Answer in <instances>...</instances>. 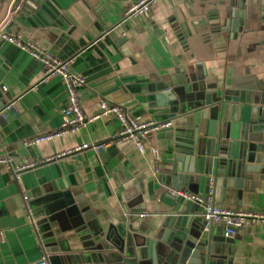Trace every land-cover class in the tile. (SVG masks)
Wrapping results in <instances>:
<instances>
[{
    "label": "crops",
    "instance_id": "0c3cea01",
    "mask_svg": "<svg viewBox=\"0 0 264 264\" xmlns=\"http://www.w3.org/2000/svg\"><path fill=\"white\" fill-rule=\"evenodd\" d=\"M11 1L0 2V26L69 60L70 71L84 79L78 92L85 115L106 99L136 120L173 123L151 135L157 157L141 153L132 141L116 144L115 116L28 144L60 128L65 84L60 76L44 78L40 61L0 37V158L13 168L37 162L16 172L0 163V264H109L126 256L135 261L130 236L121 237L117 227L131 222L151 239L159 230L161 236L181 231L185 219L163 225L171 203L185 204L169 188L203 196L213 185L217 206L264 212V180L243 159L250 137L261 131H253L245 107L219 101L223 93L247 87L249 99L257 96V104H249L264 113L263 17L251 16L233 32L225 22L230 0H158L148 13L129 19L125 9L136 0H25L9 17ZM186 79H203L211 102L202 95L189 112L176 110L170 117L166 90ZM258 123L264 126V119ZM190 126L199 139L192 156L179 147ZM84 143L103 148L65 152ZM252 180L255 194L235 202L233 192L250 191ZM65 193L88 210L74 213ZM187 228L188 238L204 248L210 236L226 264H264L262 223L246 224L225 239L223 225L208 223L200 213ZM155 252L173 257L161 239Z\"/></svg>",
    "mask_w": 264,
    "mask_h": 264
},
{
    "label": "water",
    "instance_id": "95a60500",
    "mask_svg": "<svg viewBox=\"0 0 264 264\" xmlns=\"http://www.w3.org/2000/svg\"><path fill=\"white\" fill-rule=\"evenodd\" d=\"M250 1L255 4L250 3ZM227 10H229V17L225 19V22L227 23L228 28L234 32L237 30L240 23L244 22L245 24L248 18L251 16H257L259 19L261 17L264 18V0H230ZM63 51L66 54L68 53L65 48ZM60 58L63 59L64 57ZM163 88L168 87L164 84ZM207 88L208 87L203 82V79H186V82L182 87H174L173 89L170 88L169 90H166V94L169 96L168 107L169 111L171 112L170 117L175 116L174 113L176 110H181L183 113L189 112L193 106L200 104L199 102H202V95L204 96L206 104H210L211 100L210 95H208ZM248 91L249 89L244 87L238 90V94L223 93L219 101H225V103L233 102L236 104V106L245 107L247 121L249 123L252 122L253 131H261L260 135L250 137L253 140L251 144L248 145L247 151L243 155V159L250 162L247 166V170L251 173H259L257 180L262 181L264 180V126L260 125L261 123L258 122L264 119V113H259L256 108L251 106V104H257V96L253 94L254 96L252 95V98L249 99L247 94ZM217 93L220 96L222 91L218 90ZM215 106L216 105H214V107ZM190 129H192L191 126ZM198 140V133L192 129L191 132L188 133L187 139L179 145V147L183 149L181 153L192 156L194 154V147ZM256 184L257 183H253L252 180L250 188L251 190L244 194H241L239 190H235L233 192V198L235 202H237L241 196L250 197L255 194L254 189L258 188ZM65 194L67 195L66 204L70 206L74 213H77V210L79 212L88 210V207L85 204L79 203L80 200L76 199L75 204L73 203L75 199H73L69 193ZM176 198L184 200L185 204L180 205L171 203L169 205V210L164 212L165 219L163 225L166 224L168 219L182 218L186 220V223L185 226L181 228V231L177 233L176 230H173L170 233H165L163 236H161L159 230L156 233V237L151 239L149 237L146 238L142 231H137L131 222L118 225V233L121 235V237L125 236L126 234L130 236V247L132 248V256L135 257V261H131L129 256H126L125 259L118 258L115 262L109 264H226L227 259L224 255V252H222L221 249L216 251L214 245L210 243V236H207L208 244L205 248L203 242L196 243L187 236V225L189 224V220L193 219L194 214L198 215L201 213L202 206L184 197ZM194 220L198 222L201 221V219H199L197 216H194ZM73 221H75V219ZM76 222L79 225L84 224V222L80 221L79 218L76 219ZM126 229L128 230L127 232H125ZM158 239H161V241L166 245H170V247L173 249V257L167 259L168 255H165V257L157 255L155 252V243ZM145 259H150V263L141 262ZM160 259L162 261L161 263H158L157 260Z\"/></svg>",
    "mask_w": 264,
    "mask_h": 264
},
{
    "label": "built area",
    "instance_id": "2783aa9c",
    "mask_svg": "<svg viewBox=\"0 0 264 264\" xmlns=\"http://www.w3.org/2000/svg\"><path fill=\"white\" fill-rule=\"evenodd\" d=\"M158 0H136L131 3L124 12V19L137 17L148 13L152 4ZM25 0H12L8 16L12 17L18 13L24 5ZM0 37L10 43L17 45L21 50L29 53L34 59L40 61L43 65L44 78L51 76H60L65 84L66 105L61 109L62 120L60 128L57 131L48 132L38 135L27 141L28 144H36L42 141L51 140L55 136H60L72 132L84 126L88 121L95 120L100 117L115 116L120 121V128L114 136L113 141L120 144L125 141H132L136 148L144 153L149 150L154 157H157V148L151 141V135L162 128L172 125V121L157 120H136L132 118L121 106L110 100L101 99L98 103L97 111L87 116L84 114L79 101V88L84 84L81 75L73 73L69 69V60L61 59L59 56L51 53L48 49L41 47L32 42H24L20 36L7 34L4 28L0 26ZM6 108L8 106H5ZM92 146L100 150L103 143L92 145L81 144L72 150L78 151ZM65 152L58 153L61 156ZM0 163L8 165L14 172L25 169L37 163L36 161L27 162L22 165L12 167L10 160L0 158ZM168 193L172 197H184L190 201L196 202L202 206L201 214L208 223H219L223 225V236L230 238L234 236L244 225L262 223L264 225V212L236 209L233 207L217 206L215 204L214 186L210 185L208 191L203 196L188 194L177 189H168ZM140 216H143L141 214ZM3 234L0 232V241L3 240ZM33 264H49L45 259L35 261Z\"/></svg>",
    "mask_w": 264,
    "mask_h": 264
},
{
    "label": "trees",
    "instance_id": "16d2710c",
    "mask_svg": "<svg viewBox=\"0 0 264 264\" xmlns=\"http://www.w3.org/2000/svg\"><path fill=\"white\" fill-rule=\"evenodd\" d=\"M1 2V1H0Z\"/></svg>",
    "mask_w": 264,
    "mask_h": 264
}]
</instances>
